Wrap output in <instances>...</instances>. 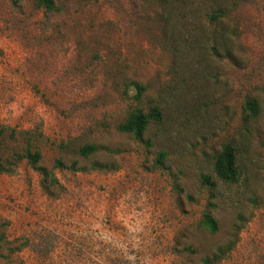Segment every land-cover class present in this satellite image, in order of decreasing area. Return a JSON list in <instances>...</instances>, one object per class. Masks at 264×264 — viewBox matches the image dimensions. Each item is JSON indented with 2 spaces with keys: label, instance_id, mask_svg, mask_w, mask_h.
<instances>
[{
  "label": "rangeland",
  "instance_id": "rangeland-1",
  "mask_svg": "<svg viewBox=\"0 0 264 264\" xmlns=\"http://www.w3.org/2000/svg\"><path fill=\"white\" fill-rule=\"evenodd\" d=\"M56 7L0 0V162L23 152L19 133L29 131L60 182L49 193L26 160L0 173V235L27 243L5 257L0 242V264H205L245 208L250 221L220 264H264V0ZM214 7L228 12L217 23ZM133 80L146 86L140 101ZM248 97L260 103L256 119L243 109ZM136 105L162 113L142 141L118 129ZM229 142L260 206L242 196L243 180L220 184L216 198L202 184ZM86 143L99 152L80 155ZM57 158L81 169L55 168ZM210 201L217 233L200 225Z\"/></svg>",
  "mask_w": 264,
  "mask_h": 264
},
{
  "label": "trees",
  "instance_id": "trees-1",
  "mask_svg": "<svg viewBox=\"0 0 264 264\" xmlns=\"http://www.w3.org/2000/svg\"><path fill=\"white\" fill-rule=\"evenodd\" d=\"M163 1L167 2L168 0ZM35 4L39 8H43L48 12L55 11L57 9L56 0H35ZM227 15L228 12L226 9L222 7H214L209 12V20L211 22L217 23ZM216 40L217 37L215 36L214 41ZM213 49H215V46ZM224 51L229 53L226 49H224ZM130 85L135 88V98L140 101L146 91V86L134 80L131 81ZM243 109L247 118L256 119L260 114V103L256 98L248 97L244 103ZM161 116L162 113L157 106H152L149 110H146L144 107L139 105L132 106L128 109L124 120L119 123L118 129L121 132L131 134L135 139L142 141L152 121H159ZM5 130L6 127H3V132ZM29 134H31L29 131L19 133V135L23 136L27 142L26 148L23 150V152H15L11 158H7L6 161L0 162V173L11 172L15 170L16 165H18L22 160H26L28 164L41 173L43 176V187L45 190L51 193V187L60 186V182L55 175L54 169H50L49 167L42 164L43 154L39 149L33 148V140ZM11 135L12 137H15L16 132L12 131ZM42 135L43 134L40 136ZM99 150L100 146L98 144L86 143L79 148V153L80 155L89 158L90 156L99 152ZM166 156V152L161 151L157 156V165L163 166ZM54 164L55 168H70L74 171L81 169V167L78 166L77 161H73L67 166V164L61 158H57ZM95 167L106 168L105 165L99 164L98 162L93 164V168ZM213 172L214 174H204L202 176V184L207 186L212 192L211 198L217 197L216 190L220 184L236 186L239 185L243 180V192L247 193H242V196L250 202L251 206L257 207L263 204L262 195H259L250 184L252 175L248 172L246 163L243 157H241L239 149L232 143L229 142L224 144L221 150L215 154ZM216 206L217 204L215 202L210 201L207 204V208L204 211L200 221V225L211 233H217L220 229L219 220L216 218L213 212ZM245 210L246 208L237 212L235 221L229 233V239H226L225 242L218 245L209 256L203 258V262L205 264H220L232 256L233 251L239 244V237L246 225V222L250 221L245 213ZM0 242L8 247L9 252L5 257L13 255L16 251H20L27 244L25 241L20 245H14L17 242V239H7L4 233L0 235Z\"/></svg>",
  "mask_w": 264,
  "mask_h": 264
}]
</instances>
